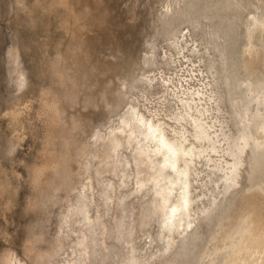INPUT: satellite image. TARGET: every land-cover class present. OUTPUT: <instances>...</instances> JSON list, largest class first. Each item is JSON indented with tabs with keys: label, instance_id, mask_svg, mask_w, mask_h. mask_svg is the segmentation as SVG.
<instances>
[{
	"label": "rangeland",
	"instance_id": "1",
	"mask_svg": "<svg viewBox=\"0 0 264 264\" xmlns=\"http://www.w3.org/2000/svg\"><path fill=\"white\" fill-rule=\"evenodd\" d=\"M5 44L0 264H264V0H0ZM131 109L195 153L169 230Z\"/></svg>",
	"mask_w": 264,
	"mask_h": 264
},
{
	"label": "bare ground",
	"instance_id": "2",
	"mask_svg": "<svg viewBox=\"0 0 264 264\" xmlns=\"http://www.w3.org/2000/svg\"><path fill=\"white\" fill-rule=\"evenodd\" d=\"M131 111H132V109H131ZM131 114H133V117H134V119L133 118L132 119L137 121L138 127L144 128V130L142 132V136L144 137L143 139H145L146 142H148V143H151V144L155 143L154 144L155 149H152V150L154 152H156V154L162 155V162H161L158 173L163 174V170L166 167L173 170L174 176L170 175L169 181H170L171 185H178L181 189L180 196L178 198V202L175 204H171V207L167 208V210L168 209L169 210L165 214V218H164L163 223L165 224L166 228H168V230H169L175 223H177V221L181 222L183 220V215H185L184 213H188L185 210L188 208L189 201H190L189 196H188V194L190 192V191H188V182H189L188 178H187L188 170H187V167L180 169L178 166V161L180 160L181 156H184V155L185 156L186 155L191 156L195 153L192 149H190V148L186 149L181 144L179 145L178 143L171 141L168 137H166V135L163 133V131L161 130L160 127H158L153 122L146 121L144 119V117L139 116L138 114L135 113V111ZM194 120H196V119H194ZM193 125L196 128V135H195L196 139L203 141L205 139L210 138V135H208V132H206L204 129H202L203 128L202 125H200L197 121H195V123ZM240 138L243 139L246 143L247 133L245 130L242 133V135L240 136ZM151 146H153V145H151ZM238 148L241 149V146L238 145ZM234 167H235V165H233V167H229V169L231 171L228 170V172H226V178H225L226 181L232 182V180L235 178V174H236L237 170L235 169L236 167L235 168ZM159 184H161V183H159ZM225 184H226V182H225ZM167 202H169V197L165 198V203H167ZM166 205L168 206V204H166ZM180 224H182V223H180ZM165 226H163V227H165ZM259 249L260 248H256V251H258ZM238 250L239 251L245 250V253L243 254L244 259H246L245 255H247L251 252L248 244H246V245L242 244L238 248ZM241 254H242V251H241ZM131 259H133V258H131ZM242 259L243 258L238 257L237 262L235 264H241Z\"/></svg>",
	"mask_w": 264,
	"mask_h": 264
},
{
	"label": "snow or ice",
	"instance_id": "3",
	"mask_svg": "<svg viewBox=\"0 0 264 264\" xmlns=\"http://www.w3.org/2000/svg\"><path fill=\"white\" fill-rule=\"evenodd\" d=\"M6 47H7L6 44L3 47H0V61H2V58L5 54ZM3 247H5V245L3 244L2 241H0V248H3Z\"/></svg>",
	"mask_w": 264,
	"mask_h": 264
}]
</instances>
